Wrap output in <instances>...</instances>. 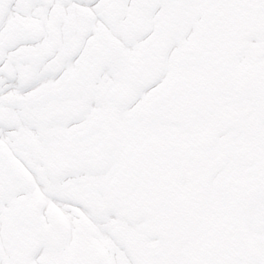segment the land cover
I'll return each mask as SVG.
<instances>
[{"label":"bare ground","instance_id":"bare-ground-1","mask_svg":"<svg viewBox=\"0 0 264 264\" xmlns=\"http://www.w3.org/2000/svg\"><path fill=\"white\" fill-rule=\"evenodd\" d=\"M78 1L81 4H78L76 1L50 0L51 4H54L58 10L62 11L63 17H66L67 14L72 17L73 13L71 11L73 10H76L78 13L76 14L77 21L74 22L69 36H65L67 28L61 29V27H58L56 30L53 29L56 38L55 41H52L53 43L57 41L56 43L61 48L60 56H57L55 60L62 56L64 60L78 58V62L75 61L77 62V70L71 74L69 73L67 78L71 81H69L71 84L69 87L71 88L65 85V88H62V92L60 93L51 89L50 86H46L43 80L45 70L36 69L33 72L36 80L27 87L29 93L22 89L19 90V85L14 84L16 81L19 83V80L16 79L17 77L15 78V82L9 83L5 87L11 90V94L0 92V99H3L6 105H11L10 107H5L4 104L0 103V147L1 150L7 151L22 163L19 164L22 166L21 172H18L16 168H10L7 165L9 162L0 160V189H4V194L0 196V211L4 212L5 215L2 219L5 241L4 245L0 242V264H22V261L28 258L27 254L32 250L34 241L29 240L25 242L23 235L29 231H39L41 233V243L39 249L23 264H42L44 261L48 264H148L144 259L148 249L142 243L146 239V236L141 235L140 228H142V225L137 228L138 232L136 229L135 233L133 228L134 218L132 216L123 217L126 211L133 213L130 211L131 208L129 206L122 205V213H124H117L116 203L120 202V199L118 198L117 200L111 194H106L104 190L105 184L97 175V172H94L91 166L86 165L83 161L82 154H84V151L75 149L72 143H60L59 156H56L53 152H48L39 161L27 151L35 149L36 153L40 154L38 143L39 145L41 143L46 148L48 143L52 141L46 131L52 132L51 128L60 129V127L67 125L73 126V133L76 132L75 138L79 139L91 135L90 133L95 132L100 127V123L103 122L102 126L107 134L109 133V139H111L112 131L115 130L116 120L114 118L118 115L122 117L126 116L130 119L129 123L125 121L120 127L124 128V130L120 131V135H122L121 142L125 139L128 145H130L132 134L138 136L142 132L144 125L149 126L148 120L144 121L143 116L146 112L145 107L147 106V102L144 101L142 103L148 96L147 89L138 87L132 80V76L139 74L137 76L141 77L147 72L144 67L145 53L142 50L146 48L145 45H143V48H139L137 42H141V40H143L142 42H146L149 39L155 40L159 45L166 42L171 43L168 55L171 56V61L176 68L180 67L179 69L183 70L182 73L187 80H194L196 74L199 80L197 82L198 85L193 91V100H190L189 97L190 101L183 102L177 106L180 115H183L185 111L196 108L191 110L193 112L189 113L188 119L181 122L185 123L181 129L176 127L179 134L191 136L192 132V135H196L197 132L206 131L210 122L217 121V137H219L221 143L226 142L228 147L225 148L224 154L232 160L241 161L243 159L241 162L243 165L245 164V167L249 166L248 172L250 171L253 175H256L259 171V175H256L257 179L255 180H248L244 174L235 173L234 170L230 171V178L223 186L222 192L232 200L228 209L231 226H223L221 228V230H224L223 237L213 234L202 236V249L200 251L196 252L194 248L191 249L194 250V256L199 255V253L202 255L207 254L211 249L206 260L208 264H235V259L232 256H229L227 258L228 262H225L220 256H213V254L216 250V242L225 241L224 243L229 246L232 223L237 220L239 224L238 212L240 208L252 204V201L264 189V180L261 179L262 173H264V158L259 159L254 157L253 154L251 155L250 144H245L246 141H249L247 136L258 142L264 141V91H256L254 82H248L249 76L252 74L258 75V85H260L262 79L260 74L264 72V31L261 32L257 23L252 22V20L248 25L245 24L243 16L246 13L236 4V0H226L227 6L226 11L223 13L221 26L215 31L216 37L211 41L204 39L206 36V31L203 30L205 27L204 23L207 20V16H212L211 11L203 6L206 0H181L180 4L178 3L179 0H161L155 6H152L154 5V1L108 0L110 5H113L115 9H119L117 14L119 13L120 16L123 13V15L114 21L115 24L113 26L109 25L105 17L100 16L98 18L96 14L95 18L94 16L90 17L89 20L92 22V27L98 26L99 29L102 28L107 35L108 44L105 49L100 50L99 48H95L102 38L99 34L97 35L98 40L88 36L82 37L81 34L85 33V28L82 29L81 34H76V22L81 23L84 21L86 13L90 9L89 6L92 4V0ZM19 2L20 4H28L26 0H20ZM28 5L31 6L30 4ZM256 5V8L262 14V19L264 0H260ZM18 6L16 7L17 10ZM182 7L186 8L189 15L187 18H182L184 14L177 12L182 25L185 24L186 27L182 35H177L173 12L174 9ZM13 10L14 8L11 7V12L6 16L8 20L6 17H3V23L0 25V53L3 48L6 49L4 40L8 39L12 42V45H16L14 50L18 51L14 54L26 57V48L33 45H26L25 42L28 41L19 44L22 37L13 34L14 29H11V32L8 33L6 30L11 24L10 21L13 17L17 19L19 24L24 25L26 22L24 20V17H26L25 12L28 10L26 7L21 12H13ZM44 10V8L37 5L31 8V11L35 12L32 14L33 17L37 13L42 15ZM104 12L109 19L116 18L113 13L111 14L107 11L106 7ZM196 14L206 17V20L203 18L201 25L197 21ZM124 15H129L128 18L131 17L130 15L135 16L131 18L133 23H127ZM162 16L166 18L164 19V22H167L165 28H160L161 24H155V21L158 19L161 21ZM59 20L61 21L62 19ZM142 20L144 21V28L140 24ZM52 24L50 23L51 26ZM234 25H236V33L243 34L245 38L242 41L238 58L233 59L232 63L228 65L225 62V57L227 50L235 39L230 34ZM199 26L202 27L199 32L200 35L196 36L194 30L197 31ZM152 28H155V30L151 36ZM24 29L27 30L26 25H24ZM160 31H162V36H159ZM70 38L71 41L75 40L78 46L83 45L85 40H88L86 49L88 54L80 55L79 50L76 48L72 51L68 50L66 42ZM193 39L194 41L188 44ZM37 46L34 49L36 54L35 60L44 57L45 53L49 50L46 43H41ZM140 50L142 52L139 55ZM99 51L103 55L102 59H99ZM134 53H136V57L138 55L139 57H144L143 65L138 64L131 67L132 55ZM177 53L179 58L176 57ZM1 58L3 56L0 55V61ZM100 60H102L101 63ZM56 64L57 70L55 71H60L61 62L57 61ZM197 65L201 67L200 71L197 70ZM193 67L194 70L191 71ZM3 68L7 71V74L10 73L7 65H4ZM97 68L99 70H96ZM130 70H132V73L135 72V74L131 75ZM185 70L190 72L187 74ZM70 71H73V69ZM1 79L2 77H0V83H2ZM74 79L77 80V85L75 86L77 91H80L82 85L89 79V89L86 92L92 93V96L86 102L78 99L70 100L62 98L65 90L74 88V84L72 83ZM218 80L226 83L228 89L225 91L228 94L231 91L232 96H235L233 97L235 100L234 104H229L225 107L234 108L223 118L211 115L213 110L200 105L201 103L197 105L200 93L204 89H209L210 91L212 83ZM40 88L42 90L44 88L47 89V92L42 91L41 94L46 93V96L51 95L47 104L45 106L38 104L39 107H23L24 100L27 103L30 102L28 98L30 93H35ZM13 96L18 97L20 103L16 102L13 104ZM237 96L239 98L236 99ZM171 97L172 95L170 94L167 97V101H171ZM236 104L246 109L244 113L246 118L254 116L247 127L241 128L240 137L233 134V129H227L237 117L238 106L236 107ZM86 108L96 114L90 123L84 122ZM210 108L212 109L213 106ZM195 112L199 114L195 115ZM148 114L150 113L148 112ZM7 116L9 117L7 118ZM37 118H40L41 121ZM258 128H262L260 133L258 132ZM25 133L29 134V136L31 135V139ZM163 134V131H159L150 139L158 140L155 159L153 158L150 165L153 172H159L167 168L168 171L165 172L174 178L171 170L182 166H185V169H187L186 160L190 155H188V152L185 153V157L178 160L177 167L163 159L165 150L168 147V139L167 137H162ZM210 136H212L210 133H202L195 141L197 142V148L207 147ZM25 139H27L28 144L24 141ZM230 140H233V142ZM53 142L57 143L56 141ZM145 147L149 148L150 142H147ZM226 149L229 150L227 151ZM106 151L110 153L117 151V145L114 144L112 146L109 143ZM61 154L66 155V157L64 158ZM137 154L140 155L141 153L132 152L131 155L134 164L138 161ZM224 154L223 156H225ZM56 157H62L63 162L59 161L56 163L52 161ZM107 157L109 160L106 168L109 169V167H113V162L117 157H110V154ZM125 157L128 158L129 154H126ZM199 157H201L200 152L198 154L193 151L192 158L196 159ZM202 157V162L208 161V157L207 155L204 156V153ZM64 159L66 162L65 166L63 165ZM7 167L10 168V171L6 177ZM141 167L142 165H140V169ZM195 167L198 168V166ZM189 171L194 174L199 172L195 169H189ZM226 172L223 171L216 182L218 190H220V187L227 179ZM11 178L13 179L11 180ZM210 178L211 176L208 175L204 179L206 185L210 181ZM115 182L118 181H110L114 185L116 184ZM180 191L183 194L182 188ZM17 196L21 197V200H25L24 198H26L31 201H34V198L37 197L41 204L37 210V218L36 211L33 208L20 204L15 205L12 214L16 219L15 222L18 225V229H16L17 238L13 241L8 234V229L12 228V220L10 219L12 217L6 212L3 204L5 205L4 202H9ZM118 207L120 208V206ZM247 215L250 218L248 227L249 237L247 241L241 239L238 245V255L243 262L247 258L250 261L256 257L258 258V264H260L264 260V224H262V220H264V194L255 199L253 209ZM6 217H8L7 222L4 219ZM23 218L25 222L19 220ZM36 222L37 224H35ZM30 223L34 226L30 227ZM28 227L32 228V230ZM27 228L28 231H26ZM245 251H249L248 256L245 255ZM15 258H19L18 262L15 261ZM246 263L244 262L243 264Z\"/></svg>","mask_w":264,"mask_h":264},{"label":"rangeland","instance_id":"rangeland-1","mask_svg":"<svg viewBox=\"0 0 264 264\" xmlns=\"http://www.w3.org/2000/svg\"><path fill=\"white\" fill-rule=\"evenodd\" d=\"M7 1L10 2L11 0H7ZM66 1H68V2L76 1L78 4H81V2L78 0H73V1L66 0ZM208 1L209 0H206V3L203 6L207 7L206 4ZM259 1L260 0H236V4L240 7V9H242L246 13L243 16V20H244L245 24L248 25L250 23V21L252 20V22L257 23L258 28H260L261 32H263L264 31V21L260 22L257 19V18H259L260 11L256 8V6H257L256 4ZM104 2L107 4L109 1L108 0L107 1H105V0H92V4H91V6H89L90 9L86 13V17H85L84 21H82L81 23L76 22V25H75L76 34H81L82 29L84 27H86L85 33L81 34L82 37L85 38V36H88V37H94L96 39L98 38L97 35L99 34V32H103V31L99 30L98 26L92 27V22L89 19L91 16H93V15L95 16V14L99 18V15L97 14L96 9L97 8L99 9V7H101ZM180 2H181V0L178 1L179 4H180ZM100 3H102V4H100ZM182 4H184V3H182ZM36 5L38 7L41 6V8H44L45 10H44L42 16H40V15L34 16V17L28 16V18H31L30 27H31V31L33 32L34 35L31 34L29 36V39H28V42H26V45L32 44L33 46L37 47V45H39L41 43H46L47 47L49 49L48 53L42 61L37 60V61L32 63V62H30V59L34 58L33 48L27 47L26 52H25L27 59L23 56L20 58H16L14 56L13 58L18 59L17 62L23 60L21 62V64L24 66L26 72L30 75L32 74V77H30L31 82L36 80L33 72L36 71V69L37 70L42 69V70H45V75L43 78V80L45 81V84L50 86L52 89L59 91L63 85V83L61 85V82L63 81L67 72H69L72 69L73 70L76 69L78 58L73 59V60H64L63 56H62L61 58H57V60H55V58L57 56L58 57L60 56L59 54H60L61 48L56 43L57 41L55 43H53V41H55V38H56V36L53 33V29L56 30V29H58V27H61V29L67 28L65 36L66 35L69 36L71 34V32H70L71 28L74 26L73 25L74 22L77 21L76 14H78V13L76 12V10L75 11L73 10V11H71L73 13L72 17L68 14H67V17H63L61 10H58L55 6L47 5L45 2H43L42 4L36 3ZM110 6L114 7L113 5H110ZM183 6H185V5H183ZM113 10L116 11L115 7L113 8ZM117 10H119V9H117ZM177 12H180V14H184L182 18H187L189 13L186 11V8H184V7L174 9V12H173L174 23L176 21L175 32L177 35H182L184 32L183 30L186 27H185V24L182 25V23L180 21L179 14ZM33 13H35V12H33ZM196 17L198 18L197 21H198L199 25H201L203 18H204V20H206V17H204L202 15L196 14ZM59 19H62V20L60 21ZM164 19H166V18L164 16H162L161 21L158 19L157 21H155V24H161L160 28H165L167 22H164ZM208 19L209 18L207 17V20ZM115 20L116 19H110V24H115V23H113ZM135 20H137V19H135ZM50 23H53L52 26L50 25ZM140 24H141L142 28L145 27L143 20L141 21ZM201 28L202 27L199 26V29L197 31L194 30V33L196 36L200 35L199 32L201 31ZM154 30H155V28H152V31L150 30L152 32L150 34L151 36L154 33ZM236 30H237L236 25H234L233 28L231 29V32H230V34H232V33L235 34L238 37V40L234 41L232 43L230 49H228L226 52V56L228 57V61H229L228 65H230L232 63L234 56H237V57L239 56L241 43L245 38V36L243 34H241V33L237 34ZM159 36H162V31H160ZM106 37H107V35H106ZM142 41L143 40H141V42H137V43L139 45V48H141V47L143 48V45H145L146 49H144V50H145V55H146V59H145L146 71H147L149 76L154 75L156 77V78H154V80H156L154 82H157V81L160 82L161 76L169 75L172 71L177 69L176 66L174 65V63L171 61V56L168 55V51L171 48V43L166 42V43H162V45H159L153 39H149L146 42H142ZM75 42H76L75 40L71 41V38L68 39V41L66 42L68 50L72 51V50H74V48H76L77 50H79L80 55L88 54L86 52V49L88 46V40L87 41L85 40L84 44L79 45V46L77 45V42L76 43ZM236 42H237V45H236ZM107 44H108V42L106 39L105 44L104 45L101 44V47L99 45L98 48L100 50L105 49ZM141 51L142 50L139 51V54L141 53ZM9 53H10V51L5 50L4 56L9 55ZM99 54H100V59H102L103 55L101 54V51L99 52ZM176 57L179 58L178 53H177ZM136 58H138V56ZM133 60H134V55H132V60H131L132 64H133ZM57 61L61 62V70L60 71H55V70H57V66H56ZM75 61H77V62H75ZM39 62H42V63L40 64ZM131 67H132V65H131ZM196 68L200 69L199 65H197ZM96 70H99V69L97 68ZM179 70H181V69H179ZM54 72H56V73L54 74ZM260 75L262 76L260 85H258L259 79H257L258 78L257 74H252L249 76L248 82H254V86L256 88V91H264V76H263L264 72H262ZM253 77H256V78H253ZM92 79H93V77H92ZM253 79H257V80H253ZM31 82L26 83V86H24L26 88H24L23 90L27 93H29L28 92L29 90H27V87L30 86L29 84ZM88 82H86L84 84L85 86L82 90H80V91L74 90L73 93H64L62 98L70 99V100L78 99V100H83L84 102H86L92 96V93L89 94V92L87 95H85V92L89 89ZM141 83L144 84V86L154 84V83H149V81L147 79ZM20 84H19V86H20ZM91 84H93V82H91ZM5 85H6L5 83L0 84V91H2L1 93H6V91L4 92V90H2L5 87ZM141 88H144V87H141ZM226 89H227L226 83H224L223 81H219V82H217V84L213 85V87H212L213 95L210 94L207 97L203 98L201 101V104L203 106H206L209 110H213L211 115H213L214 117L222 116L227 111V110L226 111H224V110L220 111L215 106L216 94L219 93L220 91L224 92ZM40 92H41V88L38 89L35 93H32V94L30 93V96L28 97V98H30V102L27 103V101L24 100L23 101V104H24L23 107H25V106L39 107V105L45 106V104H47L48 100L50 99V96H48L45 100H39L38 97H39ZM143 94H142V96H143ZM149 97H150V94H149ZM148 100H149V98H148ZM143 101H145V99ZM16 102L20 103L19 100L14 101V103H16ZM211 105H213L215 107H213L211 109L210 108ZM197 114H199V113L195 112V115H197ZM94 116H95V113L92 111H89V109L86 108V118H85L84 122L90 123L91 119ZM37 119L39 121H41L40 118H37ZM114 120H116V123L114 126L115 130L112 131L114 134L112 133V138L110 140L105 138V135L103 132L104 128L102 125H100V127H98V129L94 133H92L91 135H88V136H85V137H82L79 139L75 138L76 132L73 133L74 132V129H72L73 126L67 125V126L60 127V129H58V128L52 129L51 128V130H53L52 132L46 131V133H48L52 139V141L50 143H48V146L46 148L44 146H42L41 143L39 145V143L36 141V143H38V146L40 148V154H37L35 149H29V151H27V152L29 154H31V156H34V158L39 161V159H43V157H45L48 152H50V153L53 152L56 154V156H59L58 151L60 150V147H59L60 143H72V145L75 147V149H78L79 151H81L83 148V151H84V154H82V158L84 159L83 161L85 162V160H86L87 163L89 162L88 165L91 166V169L94 172H97V175L101 178L102 182L107 184L108 177L112 173H114L117 169L125 168L127 165L130 166L132 161H130L128 164V161H129V158H128L126 160L127 163H124L125 156H126V154L129 153V149L131 148V146H133L137 142V140L139 138H141V135L136 136V135L132 134V137L130 140L131 141L130 145H128L127 140H125V139H123V141L121 142L122 135H120V133H121L120 131L124 130V128H120V127H121L122 123H125V121L127 123H129L130 119H128L126 116L122 117L121 115H118L114 118ZM216 124L217 123L215 121H212L209 123L206 131L197 132L196 135H192V132H191V136H197V135H200L202 133H208V132L213 133V132H215ZM189 126H191V125H189ZM64 131L68 132V138L69 139L67 138L68 139L67 141L65 138L67 136L64 135L65 134ZM147 133H150V132H148L147 126L144 125V127L142 128V135H145ZM25 134H26V136H28L31 139V135L29 136V134H27V133H25ZM191 136H187V137H191ZM217 136H218V134H217ZM32 138H33V135H32ZM217 138H218V140L212 142L211 148L204 152V156L207 155L208 161L205 163H202V165H200V168H202L203 166H212V165L216 164L217 166L215 167V169H216L215 175L216 176L218 175V177H219L221 172L228 171V170L231 171L230 170L231 167L238 168V166H237V164H235L232 161V159L229 156L224 154L225 149L223 148V145H222L219 137H217ZM24 141L26 142V144H28L27 139H25ZM53 141H56L57 143H54ZM109 143L112 144V146L114 144H116L117 145V151L112 152V153L107 152L105 148H107ZM226 150L228 151L229 149H226ZM106 152H107V154H106ZM218 152H219V154H217ZM8 154H9V156L7 157V155H5V153L0 150V160H3L4 162H9V164H7V165H9L10 168L14 167V168H16V171H18V172H19V170L21 171L22 166L19 164H22V163L19 161V159L13 157L10 153H8ZM109 154H110V157H112V156L115 158L117 157V159L113 162V167H109V169H107L106 166L108 165V160H109L107 156ZM223 154L225 156H223ZM61 156H63L64 158L66 157V155H64V154H61ZM221 156H223V157H221ZM52 161H54L56 163L59 161L63 162V158L62 157H60V158L56 157ZM93 162H95V164H93ZM63 165L64 166L66 165L65 159H64ZM190 166H192V165H190ZM17 167H18V169H17ZM262 171H263V168H262ZM258 173H259V171L256 173V175H259ZM241 174H244L245 176H247L246 179H248V180L249 179H253V180L257 179V176L251 174V172L250 173H245V172L243 173L242 172ZM261 179L264 180V173H262ZM184 180H188V176H185ZM183 182L187 183V181H183ZM108 189H110V188L108 187ZM3 190L4 189H2V188L0 189V196H2L4 194ZM104 190H105L106 194H108L106 187H104ZM263 193H264V189L257 196V198L262 196ZM4 203H5V205L3 204V206L5 207L6 212H8V214L11 215V217H12V218H10L12 220V228L8 229V234L10 235L11 239L13 241H15L17 238V230H16L17 223L15 222L16 219L13 216L11 209H13L15 207V205L20 204V205H29L32 207L35 206V208L37 210L41 203H39V200L37 199V197H35L34 201L31 202V201L21 200V197H19V196L12 198L11 201H9V202L6 201ZM125 204H128L131 209L134 208V205L132 203H130L129 200H124V199L121 200L120 199V202L116 203L117 213H121V214L124 213V212L122 213V205H125ZM118 206H120L121 209ZM251 210H250V212H251ZM124 214H123V217L124 216H126V217L132 216L134 218L133 228H134L135 233H136V229L140 225H142V228H140V231L142 233L141 235H143L144 237L146 236V239H144L142 241V243L148 249V251L146 249L147 253L145 254V257H146L145 262L146 263H148V264H194L195 263V259H194L193 255H189L187 257L184 254V252L185 251L188 252L187 250H189L188 248L190 245L192 247H196V248H199L201 250L202 249L201 248V241L199 243L196 242V243L191 244L192 241L190 239L187 240L185 238V239L180 240V242L178 244H176L174 239H173L174 236H178L185 229L179 228L180 230H177L176 232L174 231L172 233H169L168 235H165L164 237H161L158 234H153L150 232V228L152 225V218H153L152 216H154V212H151V213H149V212L141 213L140 212V214L138 216L134 213H130L127 211ZM4 216H5L4 212L0 211V224L1 225L3 224L2 219ZM36 218H37V212H36ZM4 219L7 222L8 217H6ZM22 220H24L23 222H25V219H22ZM32 226H34V225H32L30 223V227H32ZM28 228L26 231H28ZM29 229L32 230V228H29ZM263 231H264V229H263ZM137 232H138V229H137ZM28 233H30L28 236L26 234L23 235L25 242H27L29 240H34V238H36L34 240L35 245L32 247V250L28 254L26 252L27 257H28L27 259L29 260V258H31L33 256V254L36 252V250L39 249L40 243H41V237L38 236L40 234L35 232V231L34 232L29 231ZM3 238H4V236L0 233V241H2ZM170 247H172L171 252H170V249H171ZM22 249H23V247H22ZM200 250H198V251H200ZM248 254H249V251L248 252L245 251V255L248 256ZM26 260L22 261V264L25 263ZM254 260H255V258L249 261V259L247 258V259H245L244 262H247L246 264H254V262H255ZM15 261L18 262V259L17 260L15 259ZM244 262L240 261L239 264H243ZM42 264H48V263H46L44 261ZM260 264H264V260L261 261Z\"/></svg>","mask_w":264,"mask_h":264},{"label":"flooded vegetation","instance_id":"flooded-vegetation-1","mask_svg":"<svg viewBox=\"0 0 264 264\" xmlns=\"http://www.w3.org/2000/svg\"><path fill=\"white\" fill-rule=\"evenodd\" d=\"M17 3L18 0H11L10 2H8L7 0H0L2 9H7L5 11H2L1 9L0 25H2L3 23V17H6L9 13L10 7L14 8L13 12H18L15 7ZM30 5V10L27 13L26 17H24V20H26L24 25H26L27 30L24 29V25H21L17 22V19L15 17L12 18V20L10 21L11 24L6 30V32L8 33L11 32V29H14L12 33L18 35V37H22V41L20 40L19 44L26 41V39L28 40L32 32L30 27L31 18H28V16H33L31 11L33 3H30ZM38 15L40 14L37 13L36 16ZM11 43L12 42L10 40L5 39L4 44L6 45V49L3 48L0 53V55L3 56V58H1L2 66L0 68V77H2L1 82L3 84H8L9 80V77L6 74L5 70L2 69L4 65H7L8 69H17L23 67V65L21 64L23 60L17 62L18 59H16L22 56L14 54L18 50H14L16 48V45H12ZM5 50L10 51L9 55L4 56ZM14 56L16 58H13ZM171 73L169 75L161 76L160 82H154L156 81L154 80V78H156L154 75H146L145 78L149 81V83L154 84L145 86L139 85V82L136 79V75L132 76L133 82L138 87H144L145 90L147 89L148 96L145 99V102H147L145 110L147 112L146 115L148 124L151 126V128L167 127L171 125L178 126V124L181 125L183 124L181 122H184L186 119H188L187 116H189L191 110L196 109L193 108L185 111L183 115H180L178 112H173L171 110L172 106L167 101V97L171 94L172 88L170 78ZM213 85L214 83H212L210 91L209 89H204L200 93L197 105H199L203 98L211 94ZM89 94L91 93L89 92ZM0 102L2 103L3 99H0ZM148 112L150 114H148ZM140 135L142 136V132L140 133ZM140 139H142V137ZM143 163L145 164L146 161L143 160ZM124 171L125 168H120L119 172L116 173L115 177L118 182H121L125 179ZM165 171H168V169L166 168L159 172H150L148 168H146L142 175L136 173L132 176L130 185H121V187H117L114 191L111 190L109 193L114 198L119 199H140L139 201H141V210L144 209L149 213L154 212V216H156L157 214H166L170 218L168 232L172 233L180 229H185L183 233L187 234L186 239H190L192 241L191 244L196 242L199 243L200 241H202L201 238L204 235L213 234L223 237L224 230H221V228L223 226L229 227L228 199L223 194V192L218 191L214 185H209L208 187L204 188L198 184H191L187 187V195L186 199H184L183 197H180L177 192V185L175 183L177 177V169L171 170L174 174V178L170 177L169 174ZM199 178L200 174L194 176V179ZM211 179H214V177L211 176ZM104 184L106 185V183ZM242 216H244V212H242ZM176 238L177 236L173 237L174 241L176 240ZM224 242H220V248L222 250L233 249L238 244L237 241L236 243H234L230 240V244L228 246Z\"/></svg>","mask_w":264,"mask_h":264},{"label":"water","instance_id":"water-1","mask_svg":"<svg viewBox=\"0 0 264 264\" xmlns=\"http://www.w3.org/2000/svg\"><path fill=\"white\" fill-rule=\"evenodd\" d=\"M226 6H227V2L226 0H211L209 3V8L210 11L212 13V19L206 23L204 30L206 31V36L204 37V39H208V41H211L213 39H215L216 35L214 34L216 30H218L217 28H219L221 25V21L223 20V13L226 11ZM74 84V83H73ZM71 86V84H69ZM191 90V89H189ZM188 90V91H189ZM188 91L183 92V94L180 95H175L171 100L173 101V103L175 105H180L181 103L185 102L187 99V95H188ZM182 147L185 148L182 151L186 150V148L190 147V144L188 142H180L178 141L176 144H173L171 141L170 136H168V150L171 153L174 154H183L182 151L181 153H178L177 151L174 150L175 147ZM156 147V146H154ZM146 157L150 160H153L154 157H152L151 155L148 156L146 155ZM155 159V158H154ZM134 166L131 167V172H133ZM232 203V200H230V205ZM237 220L233 221V226L236 227ZM166 224V220L163 219H159V220H155L154 221V227H153V231H158V232H163V228Z\"/></svg>","mask_w":264,"mask_h":264}]
</instances>
